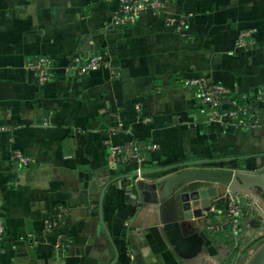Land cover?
Here are the masks:
<instances>
[{
	"label": "crops",
	"instance_id": "1",
	"mask_svg": "<svg viewBox=\"0 0 264 264\" xmlns=\"http://www.w3.org/2000/svg\"><path fill=\"white\" fill-rule=\"evenodd\" d=\"M118 9L119 0H0V264H241L264 239L258 194H237L233 234L223 186L199 181L201 214L190 218L178 194L160 200L156 189L186 168L264 171V0H171L129 24ZM245 29L251 48L236 44ZM97 53L105 63L85 68ZM40 55L52 59L43 84L26 68ZM193 76L229 88L227 106L246 94L255 126L210 119L182 86ZM134 141L157 147L111 162L108 144L132 155ZM59 203L56 256L43 221Z\"/></svg>",
	"mask_w": 264,
	"mask_h": 264
},
{
	"label": "built area",
	"instance_id": "2",
	"mask_svg": "<svg viewBox=\"0 0 264 264\" xmlns=\"http://www.w3.org/2000/svg\"><path fill=\"white\" fill-rule=\"evenodd\" d=\"M171 0H119V9L117 20L122 24L134 23L142 14L153 12L160 14L169 6ZM254 30L245 29L238 33L236 44L242 48H251L254 44ZM69 60L77 62L79 56H72ZM52 63V59L45 55L37 56L26 62V68L32 70L39 84L46 83L49 80L48 69ZM105 63L103 55L97 53L88 57L85 68L96 69ZM82 73V70L79 71ZM182 86L190 91L196 101L197 106L205 107L207 115L210 119H214L222 124H236L242 127L255 126L256 122L250 117L249 99L246 94L238 96L230 105L224 104V98L229 94L230 90L220 82L211 81L205 76L186 77L182 80ZM110 152V160L112 163H124L130 159L135 161L142 160L147 151L154 150L157 146L155 143H149L142 148L137 141L133 142L132 155H128L123 147L119 144H108ZM12 158L21 165L27 166L31 158L22 152L16 150L13 152ZM137 175L141 174V169L136 168ZM67 210L63 204L53 205L51 212L44 218V230L51 238L52 251L56 256L65 252V246L60 240V235L55 231L64 222ZM226 219L231 225V232L235 234L239 227L241 218L243 217V203L238 195L228 197L226 207ZM226 221V223H227ZM226 223H211L210 229L213 232L223 231ZM228 224V223H227ZM5 240L3 238L2 226L0 225V253L5 249Z\"/></svg>",
	"mask_w": 264,
	"mask_h": 264
},
{
	"label": "water",
	"instance_id": "3",
	"mask_svg": "<svg viewBox=\"0 0 264 264\" xmlns=\"http://www.w3.org/2000/svg\"><path fill=\"white\" fill-rule=\"evenodd\" d=\"M199 181L219 184L225 188V206L229 196L239 193H256L259 191L264 202V171L259 173L234 170L230 168H186L165 177L156 189L160 200H165L178 194V204L181 205L184 218L201 214ZM141 187V180L137 182ZM264 236V235H263ZM262 237V236H261ZM240 256V255H239ZM237 256L234 264H240ZM241 264H264V239L248 254Z\"/></svg>",
	"mask_w": 264,
	"mask_h": 264
},
{
	"label": "rangeland",
	"instance_id": "4",
	"mask_svg": "<svg viewBox=\"0 0 264 264\" xmlns=\"http://www.w3.org/2000/svg\"><path fill=\"white\" fill-rule=\"evenodd\" d=\"M256 193L258 194V195H260V193H259V191L258 190H256ZM254 247L253 246H251L250 248H248L246 251H244V253H243V255H242V257H244V258H246L247 257V255H248V253H249V250H251V249H253ZM252 252V251H251Z\"/></svg>",
	"mask_w": 264,
	"mask_h": 264
}]
</instances>
